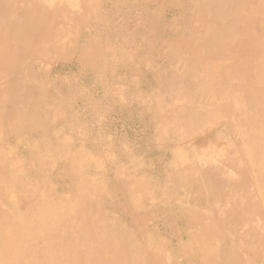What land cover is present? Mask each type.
<instances>
[{
	"label": "rangeland",
	"instance_id": "obj_1",
	"mask_svg": "<svg viewBox=\"0 0 264 264\" xmlns=\"http://www.w3.org/2000/svg\"><path fill=\"white\" fill-rule=\"evenodd\" d=\"M212 1L0 0V264H264V152L209 80L246 35Z\"/></svg>",
	"mask_w": 264,
	"mask_h": 264
},
{
	"label": "bare ground",
	"instance_id": "obj_2",
	"mask_svg": "<svg viewBox=\"0 0 264 264\" xmlns=\"http://www.w3.org/2000/svg\"><path fill=\"white\" fill-rule=\"evenodd\" d=\"M4 2L7 3V0H4ZM228 3L233 4L235 8H226L225 5ZM209 4L216 13L229 17L225 22V31L223 30L224 35L231 37L236 33H243L246 35L245 39L238 40V42L225 43L224 46H222L223 49L221 48L222 53L214 56L218 66L212 69V71L210 70L209 80L210 82H218L220 87L224 86L228 96L226 103H222L220 106L218 105L215 109L213 108V115L214 118H216L215 122L216 120L219 122L225 119L226 116L232 117L236 114L239 118L240 126L247 128L246 138L249 144L251 143L252 145V151H256L257 153L264 152V145L259 143V137L261 138V142L264 141V86L259 83L260 79L264 78V0H238V2H233V0H218L217 2L212 1ZM4 8L5 4L4 7L0 8V33L3 31L1 24L6 20ZM236 15H238L237 18ZM9 31L10 32L5 30L4 36H6V38L10 37L9 35L12 34V30ZM12 39L14 40V38ZM5 40L0 44V58H2L4 52L7 53L11 49L15 50V47L18 45L17 43L14 44V42L5 43ZM31 46L30 44V47ZM215 91L219 93L220 88L216 87ZM234 97L238 104L235 103L232 105ZM258 104H261L260 108L254 111V107L258 106ZM227 106L230 108L228 109ZM243 115H248L249 121L244 120L245 118H242ZM7 117L8 116H6V118ZM3 118L5 117L3 116ZM259 130H261V132L258 133ZM256 139H258L257 142H255ZM260 186L261 189H264V174L261 177L260 184L258 183V187ZM100 257L104 258L103 251L100 252ZM90 259H92V257Z\"/></svg>",
	"mask_w": 264,
	"mask_h": 264
}]
</instances>
